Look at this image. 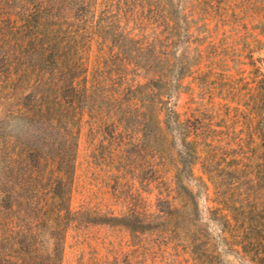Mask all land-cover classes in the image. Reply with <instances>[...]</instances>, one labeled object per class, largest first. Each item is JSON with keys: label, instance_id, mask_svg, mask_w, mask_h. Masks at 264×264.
Segmentation results:
<instances>
[{"label": "rangeland", "instance_id": "rangeland-1", "mask_svg": "<svg viewBox=\"0 0 264 264\" xmlns=\"http://www.w3.org/2000/svg\"><path fill=\"white\" fill-rule=\"evenodd\" d=\"M86 5L59 22L90 96L57 264H264V0ZM24 154L0 153V264H54L45 187L3 170Z\"/></svg>", "mask_w": 264, "mask_h": 264}, {"label": "trees", "instance_id": "trees-1", "mask_svg": "<svg viewBox=\"0 0 264 264\" xmlns=\"http://www.w3.org/2000/svg\"><path fill=\"white\" fill-rule=\"evenodd\" d=\"M88 1L0 0V102L3 92H9V99L21 103L0 118V153H25L11 155L3 170L12 173V165L23 162L25 175L45 187L44 212L53 223L54 264L60 260L65 226L71 218L78 131L75 113L90 96L74 83L78 78L74 60L67 57L66 46L59 39L60 14L67 10L69 20L74 21L77 11L87 9ZM18 82L25 87L16 89ZM153 84L150 79L138 89L150 96ZM10 120L28 121L35 134L26 140L17 133L9 134L6 123Z\"/></svg>", "mask_w": 264, "mask_h": 264}]
</instances>
